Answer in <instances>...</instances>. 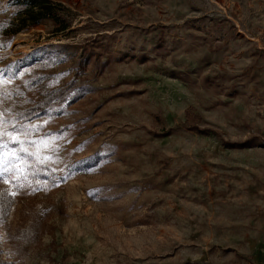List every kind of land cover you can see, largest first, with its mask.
<instances>
[{"label": "rangeland", "instance_id": "374dc122", "mask_svg": "<svg viewBox=\"0 0 264 264\" xmlns=\"http://www.w3.org/2000/svg\"><path fill=\"white\" fill-rule=\"evenodd\" d=\"M51 1L68 28L0 45V107L58 146L41 190L0 182V264H264V0Z\"/></svg>", "mask_w": 264, "mask_h": 264}, {"label": "snow or ice", "instance_id": "6c2138e0", "mask_svg": "<svg viewBox=\"0 0 264 264\" xmlns=\"http://www.w3.org/2000/svg\"><path fill=\"white\" fill-rule=\"evenodd\" d=\"M10 82L11 78L7 81L0 80V84ZM9 95L6 90L0 89V105L3 104L4 99ZM8 112V109L0 107V146H7L3 143L4 138H7V140L18 144L19 147L8 153L14 159H9L0 169V182L9 183V181H16V191L11 192L13 197L18 191L29 188L32 193H35L41 190V187L39 185L33 187L30 177L35 176L41 170V166H48L55 162L52 156L58 150V146L55 143L56 138L46 132L42 135H37L40 131L39 125L28 127L24 124L10 123L13 117L9 116ZM44 123L46 124L47 121ZM29 137L32 138L30 139ZM42 145L50 155H42ZM28 158H31L30 162ZM5 174H7L6 177ZM43 190H48L47 184L43 186Z\"/></svg>", "mask_w": 264, "mask_h": 264}, {"label": "trees", "instance_id": "16d2710c", "mask_svg": "<svg viewBox=\"0 0 264 264\" xmlns=\"http://www.w3.org/2000/svg\"><path fill=\"white\" fill-rule=\"evenodd\" d=\"M10 5L15 6L13 17L0 19L1 44L11 39L13 35L30 24H37L42 19L48 18L55 24H59L58 30H64L68 26L62 25L60 17L54 12L55 3L51 0H11ZM68 88H58L42 93L41 97L30 101V106L23 110L21 117L25 120L32 119L39 115L47 114L49 109L54 108V104H59L66 98ZM64 102V101H63ZM68 103L64 104L66 106ZM186 122L190 129L204 133L206 129H201L194 122V117L190 119L189 111H185ZM5 240L12 245V241L5 235Z\"/></svg>", "mask_w": 264, "mask_h": 264}]
</instances>
